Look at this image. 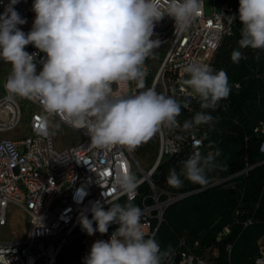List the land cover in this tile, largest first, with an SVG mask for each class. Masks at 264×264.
<instances>
[{
	"label": "clouds",
	"instance_id": "obj_1",
	"mask_svg": "<svg viewBox=\"0 0 264 264\" xmlns=\"http://www.w3.org/2000/svg\"><path fill=\"white\" fill-rule=\"evenodd\" d=\"M19 2L9 0L0 14V60L11 65L4 83L10 95L38 100L47 114L59 115L83 130L98 148L118 144L134 151L165 128L180 127L181 105L154 88H144L143 68L161 45L154 31L157 23L167 16L173 19L176 32L187 31L202 0H34L35 18L27 33L18 27L27 23L14 7ZM238 13L242 25L239 48L264 50V0H239ZM28 45L45 56L38 60L37 52L25 50ZM242 58L239 49L232 51L233 63ZM183 71L188 75L185 84L199 97L202 109H214L230 95L223 69L190 63ZM119 81L137 82L144 90L115 95L111 85ZM213 122L209 112L198 111L183 122L182 129L190 132ZM216 155L218 150L208 155L193 153L179 172L169 170L167 184L180 188L187 180L206 187L207 173L217 166ZM115 183L124 195L139 186L131 172L120 174ZM78 195L86 193L78 190ZM104 203L110 204L107 210L97 200L81 212L82 230L92 236L107 234L112 224L118 227L108 240L91 245L84 264H162L159 242L146 238L142 230L141 208L110 199ZM88 211L91 219L85 214Z\"/></svg>",
	"mask_w": 264,
	"mask_h": 264
},
{
	"label": "built area",
	"instance_id": "obj_2",
	"mask_svg": "<svg viewBox=\"0 0 264 264\" xmlns=\"http://www.w3.org/2000/svg\"><path fill=\"white\" fill-rule=\"evenodd\" d=\"M205 1L202 0L196 19L185 32H176L173 19L167 16L157 23L154 31L161 45L145 61L143 68L146 73L144 88H154L158 93L173 97L186 111L192 110L198 96L185 84L188 75L183 71L184 66L197 63L212 67L222 39L232 33L235 20L239 18V7L230 0H209L210 14L205 13ZM8 2L0 0V14ZM33 2L20 0L14 6L27 21L18 26L26 33L31 30L35 18ZM161 2L166 3V0ZM25 50L37 52L38 60L45 56L32 45ZM40 67L38 64V71ZM9 74L0 80V229L7 227L14 208L25 213L26 228L18 240L0 239L3 264H53L58 254L73 241L79 242L86 256L96 240H108L118 227L110 225L104 235L96 232L89 236L82 230L79 216L97 200L105 210L110 207L104 203L106 199L136 201L142 210V230L146 238L154 237L166 207L198 191L175 192L166 181L159 183L157 177L164 161L171 160L182 167L190 155L202 153L205 136L202 128L186 132L177 118L180 127L165 128L134 151L118 144L98 148L91 144L83 130L72 127L59 115L47 114L38 100L22 98L23 105L18 96L10 95L4 88ZM234 85L239 86L238 83ZM111 87L115 95L124 96L144 90L132 81L113 82ZM53 129L61 130V140L68 143L66 146L57 145ZM253 132L264 136V121H259ZM145 145L147 150L141 149ZM259 150L264 152V142ZM138 151H147L151 156L148 168L137 160ZM124 172L141 173L136 177L138 188L127 195L121 194L115 183ZM225 180L216 179L213 183ZM78 190L86 195L80 197ZM76 199L81 202L77 203ZM85 214L91 219L90 211ZM248 223L250 220L245 224ZM228 231L229 228L224 227L218 236ZM197 245L195 241L193 246ZM226 248L230 250L229 246ZM262 248L253 264H264ZM161 254L162 264H208L187 247L183 239L172 250L161 249Z\"/></svg>",
	"mask_w": 264,
	"mask_h": 264
},
{
	"label": "trees",
	"instance_id": "obj_3",
	"mask_svg": "<svg viewBox=\"0 0 264 264\" xmlns=\"http://www.w3.org/2000/svg\"><path fill=\"white\" fill-rule=\"evenodd\" d=\"M230 2L239 7V0ZM241 26L236 18L232 33L222 39L212 61L213 69H223L228 75V98L218 101L214 109H202L197 97L192 110L181 108L177 117L181 123L198 111L214 117L212 124L199 126L205 131L201 154L219 151L217 166L207 173V186L216 179L226 180L209 187L185 180L182 187H172L175 192L198 191L166 207L153 237L163 250L174 249L183 239L208 264H253L259 255L258 240L264 236V152L259 150L264 136L253 132L258 122L264 121V50L239 48ZM234 49L242 53L239 63L232 62ZM181 168L174 161H164L159 183L166 181L170 169L179 172ZM127 202L138 206L136 201H118ZM224 227L229 231L219 237ZM195 241L197 246H193ZM207 251L212 253L209 260L204 256ZM84 257L79 242L73 241L53 264H84Z\"/></svg>",
	"mask_w": 264,
	"mask_h": 264
},
{
	"label": "rangeland",
	"instance_id": "obj_4",
	"mask_svg": "<svg viewBox=\"0 0 264 264\" xmlns=\"http://www.w3.org/2000/svg\"><path fill=\"white\" fill-rule=\"evenodd\" d=\"M205 13H211V2L209 0L205 1ZM11 72V65L0 60V80L8 73ZM193 91V90H192ZM19 100L23 102L22 98L19 97ZM24 105V102H23ZM26 119V118H25ZM53 136L57 145L66 146L68 143H64L61 140V130L53 129ZM137 160L143 165L144 168H148L151 164L152 159L151 156L148 155L147 151H138ZM141 176V173H136L135 177ZM26 228V215L25 213L18 209L14 208L11 210L9 214V223L7 227L0 229V239L4 240H18L23 237ZM259 246V250L261 247H264V242L257 243ZM264 249V248H262ZM204 256L209 260L212 257V253L210 251L204 252Z\"/></svg>",
	"mask_w": 264,
	"mask_h": 264
},
{
	"label": "water",
	"instance_id": "obj_5",
	"mask_svg": "<svg viewBox=\"0 0 264 264\" xmlns=\"http://www.w3.org/2000/svg\"><path fill=\"white\" fill-rule=\"evenodd\" d=\"M213 185H216V184H211V185H209V186H213ZM209 186H207V187H209ZM194 192H191V193H188L187 195H185L184 197H186V196H189V195H191V194H193ZM181 198H179V199H177V200H175V201H173V203L174 202H176V201H178V200H180Z\"/></svg>",
	"mask_w": 264,
	"mask_h": 264
},
{
	"label": "crops",
	"instance_id": "obj_6",
	"mask_svg": "<svg viewBox=\"0 0 264 264\" xmlns=\"http://www.w3.org/2000/svg\"><path fill=\"white\" fill-rule=\"evenodd\" d=\"M262 242H264V236H262V237L258 240V243H259V244L262 243Z\"/></svg>",
	"mask_w": 264,
	"mask_h": 264
}]
</instances>
